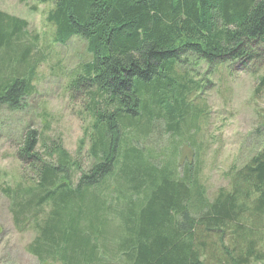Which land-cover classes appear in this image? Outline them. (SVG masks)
<instances>
[{
    "label": "trees",
    "instance_id": "1",
    "mask_svg": "<svg viewBox=\"0 0 264 264\" xmlns=\"http://www.w3.org/2000/svg\"><path fill=\"white\" fill-rule=\"evenodd\" d=\"M36 1L53 5L54 43L77 37L90 55L70 89L92 119L94 163L82 171L60 141L25 131L15 156L33 181L2 193L15 228L35 232L27 252L38 264L263 262L264 114L262 146L210 200L196 146L200 87L177 67L188 56L209 67L252 59L264 0ZM26 36L25 22L0 12V107L11 112L34 91L39 60ZM182 146L191 158L180 164Z\"/></svg>",
    "mask_w": 264,
    "mask_h": 264
},
{
    "label": "rangeland",
    "instance_id": "2",
    "mask_svg": "<svg viewBox=\"0 0 264 264\" xmlns=\"http://www.w3.org/2000/svg\"><path fill=\"white\" fill-rule=\"evenodd\" d=\"M51 10V3L36 0H0V12L26 23L25 41L34 43L32 57L39 60L33 94L23 100L22 108L11 112L0 107V264H38L26 250L35 232L15 228L9 201L2 193L7 185L33 181L30 165L15 156L25 131H36L39 140L47 144L49 140L60 141L82 171L94 163L90 154L92 119L83 94L70 89L90 55L80 38L72 37L63 44L53 42L54 27L47 22ZM252 48L254 57L243 64L229 61L209 67L188 56L177 67L200 87L193 96L194 105L203 112L196 146L200 149L201 184L210 200L218 189L227 188L230 170L244 165L263 144L262 132L257 129L264 114V85L260 82L264 78V45ZM157 130V147L165 151L159 124ZM191 148L178 150L180 164L190 160ZM261 250L264 254V237Z\"/></svg>",
    "mask_w": 264,
    "mask_h": 264
}]
</instances>
